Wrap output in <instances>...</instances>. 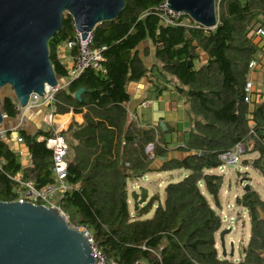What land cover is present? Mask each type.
<instances>
[{
	"label": "trees",
	"instance_id": "16d2710c",
	"mask_svg": "<svg viewBox=\"0 0 264 264\" xmlns=\"http://www.w3.org/2000/svg\"><path fill=\"white\" fill-rule=\"evenodd\" d=\"M123 1L120 16L91 33L90 48L101 51L104 73L86 69L68 79L57 48L75 35L70 16L63 15L60 30L48 42L56 78L67 79L54 92L51 113L82 115L81 124L72 122L61 132L68 147L66 190L57 206L69 225L88 229L100 251L117 264H264V202L253 191L235 198L248 213L250 231L242 259L233 262L218 256L215 234L221 219L204 196L218 207L222 176L209 171L218 168L219 156L238 143L244 146V154L258 155L251 166L264 175V93L257 102L252 96L244 101L249 64L256 63L264 49V35L257 34L264 33V0H215L217 23L212 29L184 15L163 24L158 8L164 0ZM144 42L154 48L149 71L154 93L159 95L162 83L172 79L177 82L175 92L185 98L186 138L180 137L181 145L174 149L184 154L181 159L168 157L171 150L164 139L174 127L168 125L162 131L159 126L144 128L127 120L126 87L148 73L137 50ZM71 52L75 55V49ZM79 89L83 92L77 101L73 95ZM16 107V100L4 94L2 115L16 119L20 112ZM52 132L53 128L39 129L33 137L17 129L15 138L22 140L29 156L26 167L11 149L14 133L8 129L0 137V202L17 199L20 187L11 179L17 174L38 189L55 185L52 153L40 140ZM148 144L153 146L151 153L145 152ZM155 160L161 161L156 169ZM176 170L186 174L166 185L162 204L153 195L132 217L127 180ZM154 205L150 219H139Z\"/></svg>",
	"mask_w": 264,
	"mask_h": 264
},
{
	"label": "water",
	"instance_id": "95a60500",
	"mask_svg": "<svg viewBox=\"0 0 264 264\" xmlns=\"http://www.w3.org/2000/svg\"><path fill=\"white\" fill-rule=\"evenodd\" d=\"M164 5L205 29L216 26L215 0H165ZM123 8V0H0V107L4 88L24 109L32 94L42 98L58 87L48 42L60 30L63 15L70 16L85 40L99 24L119 17ZM82 92L73 98L80 101ZM159 127L166 129L162 122ZM243 191L250 189L245 186ZM130 197L135 212L149 201L141 187ZM229 232L218 233L222 259L227 258L224 235ZM232 250L230 243L228 257ZM0 264H93V259L84 235L70 228L58 210L13 201L0 202Z\"/></svg>",
	"mask_w": 264,
	"mask_h": 264
},
{
	"label": "crops",
	"instance_id": "0c3cea01",
	"mask_svg": "<svg viewBox=\"0 0 264 264\" xmlns=\"http://www.w3.org/2000/svg\"><path fill=\"white\" fill-rule=\"evenodd\" d=\"M137 50L139 57L141 58V60L148 69V73L146 77L142 78L137 82L128 83L126 87L127 93L130 97L128 103H126L125 105L127 111V117H128L127 120L128 122H135L138 124V126L144 128L158 127L160 122H162L165 125V128L168 125L174 127L175 131L169 134L167 133L164 136V139L167 142L169 141V145L167 144V149L169 148L171 151L168 154V157L181 159L182 157H184V154L177 152L174 149L179 145H181L180 137L181 138L183 137L184 139L186 138V135H183L185 134V130L187 129L186 124L188 119L184 112L183 103L185 102V98L178 96V94L175 92L174 86L177 84V82L172 79H169V82L165 84L162 83L164 89L159 95H156L152 90L153 79L151 73L149 72L150 68L154 64V48L150 42H144L138 46ZM145 51L148 52L147 56H144ZM57 58L67 69L72 64L73 54L71 50L64 49V46H59L57 48ZM201 58L205 60L206 56L201 53ZM249 81H251L253 84L252 98L257 102L259 96L264 93V49L262 53H259L256 56V65L254 68H252V70H250ZM66 83H67V79H61L59 86L63 87L66 85ZM49 109L50 108L41 106L35 108L32 111L47 112L48 110L47 113L50 115L51 111ZM51 117L52 119L44 126L43 124L38 123L39 120L34 122V119H31V120H27L26 123L23 122V126L17 127L15 126L17 124L13 125L12 123L13 120H12V122L8 123V128L10 129L12 128V126H14L13 128L17 127L24 129V131H26L28 134L33 135L39 129L46 128L48 130V128L51 129L53 128V129H60V131L62 132L65 131L72 122L76 124L82 123L81 114L68 113L64 115H53V116L51 115ZM15 137H16L15 133L13 136L10 137L11 149L17 153L19 151L22 153L21 156L20 155L18 156L21 165L26 167L29 165V156L27 153V149L23 145V143L20 144L16 143ZM160 162L161 161L159 160H155L153 162V166L155 169L158 168ZM183 173L186 174L185 172ZM126 189H127V182H126ZM127 196H128V192H127ZM218 203H219V199H218ZM129 204L130 202L128 198V205ZM218 208H220V204L218 205ZM215 242H216V237H215ZM216 246L217 243H215V247ZM140 264H147V263L140 262Z\"/></svg>",
	"mask_w": 264,
	"mask_h": 264
},
{
	"label": "built area",
	"instance_id": "2783aa9c",
	"mask_svg": "<svg viewBox=\"0 0 264 264\" xmlns=\"http://www.w3.org/2000/svg\"><path fill=\"white\" fill-rule=\"evenodd\" d=\"M165 0L164 2L159 6L158 11L162 12V23L163 24H171V22L178 18L180 14H175L171 11H169L166 8ZM257 34L264 35L262 31H257ZM90 41H91V33L88 35V37L85 40H81L78 33L75 32V35L72 40L67 41L63 44L64 47H66L68 50L75 49V55H73L72 58V64L70 67H68L67 75L68 79L71 78H77L80 74H82L86 69L101 71L104 73L101 66V54L100 50H93L90 48ZM256 65L255 62H251L249 64V69L252 70ZM58 88H61V86L58 85L57 88L54 89H48L44 95V97H37L35 94H32L29 97L28 103L24 109H20L17 105V110H22L23 112L32 111L35 108L38 107H46L50 106L53 101V95L54 92L57 91ZM252 88L253 84L251 81H248L244 87V91L246 93V97L244 98V101L247 103L249 102L250 97L252 96ZM52 114V113H51ZM53 116V115H52ZM50 119H52L50 115ZM17 127L9 129V131H12L13 133H16ZM6 131H0V137H5ZM40 140L45 142V146L51 151L52 153V173L54 177L56 178V183L54 186H48L43 188H36L33 184V182L30 179H25L21 174H17L11 179L17 183V185L20 187V191L18 192L17 199L15 201L19 202H28L35 205H43L47 208H53L58 210L60 216L66 220V216L63 214V212L60 210V208L57 206V200L58 197L62 195V193L66 190V186L63 182V179L66 175L67 170V161H66V155H67V144L66 141L61 134L60 129H53V132L51 136H49L46 139L40 138ZM16 143L20 144L22 143V140L20 138H16ZM152 144H148L145 147L146 153L152 152ZM244 154V146L240 143L236 144L229 152L224 153L219 156V159L221 160V165L218 168H223L225 165L227 166H233L241 161V155ZM18 155H22V153L19 151ZM261 160L264 163V153L261 155ZM57 185V186H56ZM68 224V223H67ZM70 228L75 229L76 231L81 232L84 237L86 238L90 254L93 259V264H117L111 259H108L104 253L100 251V249L97 246V243L93 239L91 233L86 229L84 226L79 225H69ZM132 264H140V262L135 261Z\"/></svg>",
	"mask_w": 264,
	"mask_h": 264
},
{
	"label": "rangeland",
	"instance_id": "374dc122",
	"mask_svg": "<svg viewBox=\"0 0 264 264\" xmlns=\"http://www.w3.org/2000/svg\"><path fill=\"white\" fill-rule=\"evenodd\" d=\"M63 46V45H61ZM64 49H67L64 47ZM68 50V49H67ZM58 84L61 80L57 78ZM8 94L9 91L4 88L2 91V96ZM46 108H49L46 106ZM50 110V109H49ZM51 111V110H50ZM29 112V113H27ZM22 110L17 115V118L12 121L4 117V123L0 126V131H7L8 123L12 122L13 125L21 127L23 122L26 123L27 120L34 119V122L39 120V124H47L51 119L47 112L43 111H27ZM45 113V114H44ZM58 119V118H57ZM10 127V126H9ZM14 126H12L13 128ZM10 128V129H12ZM256 153L243 154L241 155V161L233 166L225 165L223 168H216L209 171V173H214L222 176V185L218 193V199L220 208L214 205L213 200L210 196L204 193V196L209 204V206L217 213L221 219V226L216 234L217 252L220 259H222V249L218 240V233L221 230L230 229V232L224 235V249L227 254V260L238 262L242 259L243 249L245 248L250 231V224L248 220V213L246 209L235 203L236 197H241L244 193L243 188L248 186L250 191L255 192L256 196L260 201L264 202V175H262L257 170L253 169L251 162L253 159L257 158ZM182 174V175H179ZM185 174L181 170L171 171V172H152L142 178L136 180L127 181V192L129 198V212L132 217H136V212L134 211L133 203L130 197V193L137 191L138 187L144 188L148 192V197L153 195H158L159 202L162 204L164 199V189L168 183H176L183 179ZM159 185V186H158ZM203 190V187L201 186ZM150 199V198H149ZM155 204H157L155 202ZM154 205L151 210L139 216V219H150L153 216ZM230 243H232V256L228 257L230 253Z\"/></svg>",
	"mask_w": 264,
	"mask_h": 264
}]
</instances>
